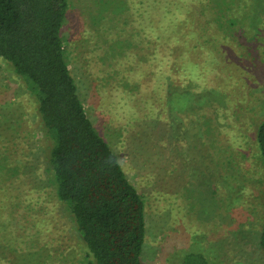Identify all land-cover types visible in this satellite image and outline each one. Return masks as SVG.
<instances>
[{
	"label": "rangeland",
	"instance_id": "1",
	"mask_svg": "<svg viewBox=\"0 0 264 264\" xmlns=\"http://www.w3.org/2000/svg\"><path fill=\"white\" fill-rule=\"evenodd\" d=\"M68 3L63 38L81 100L145 202L143 263L193 252L264 264V28L239 44L236 0ZM160 26L200 48L152 53ZM44 137L33 97L0 59V264H93L57 198Z\"/></svg>",
	"mask_w": 264,
	"mask_h": 264
},
{
	"label": "trees",
	"instance_id": "2",
	"mask_svg": "<svg viewBox=\"0 0 264 264\" xmlns=\"http://www.w3.org/2000/svg\"><path fill=\"white\" fill-rule=\"evenodd\" d=\"M68 7V0H0V59L21 78L35 101L51 146L48 163L57 198L71 214L91 262L144 264L145 202L81 100L63 38ZM235 23L236 37L243 40L239 44L248 40L246 33L253 37L261 33L264 0H236ZM156 41L160 47L147 50L173 53L182 48L183 58L201 45L178 43L175 29L161 26ZM178 107L177 103L174 108ZM255 142L264 168V120ZM259 248L264 254V202ZM182 264L209 263L203 254L192 252Z\"/></svg>",
	"mask_w": 264,
	"mask_h": 264
}]
</instances>
